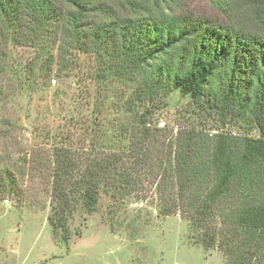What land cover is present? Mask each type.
Masks as SVG:
<instances>
[{"label":"trees","instance_id":"1","mask_svg":"<svg viewBox=\"0 0 264 264\" xmlns=\"http://www.w3.org/2000/svg\"><path fill=\"white\" fill-rule=\"evenodd\" d=\"M142 1L0 0L1 74L11 71V50L36 52L15 73L31 96L36 80L49 78L54 52L60 72L70 54L91 56L108 101L96 100L89 123L72 115L54 135L52 234L69 240L74 213L91 215L105 198L112 215L145 181L155 186L157 214L180 213L193 245L218 250L228 264H264V0H249L253 25L238 19L236 0H206L225 20ZM171 93L205 122L242 124L254 135L211 134L216 128L200 123L158 129L150 108ZM16 187L0 168V196Z\"/></svg>","mask_w":264,"mask_h":264},{"label":"rangeland","instance_id":"2","mask_svg":"<svg viewBox=\"0 0 264 264\" xmlns=\"http://www.w3.org/2000/svg\"><path fill=\"white\" fill-rule=\"evenodd\" d=\"M141 4L149 8L157 4L178 15L225 20L206 0H143ZM249 4V0H236V11L238 19L253 25L255 10ZM35 54L11 50L7 64L11 71L0 73V168L14 174L17 186L0 196V264H228L218 250L205 251L187 239L188 224L180 213L159 216L155 186L145 181L116 206L114 214L107 215L110 202L102 198L95 213H74L68 225L69 240L54 237L47 221L51 151L58 141L54 135L61 133L72 115L89 123L97 115L96 100L97 104L108 101L95 79L93 57L70 54L67 67L60 72L55 52L49 78L36 80L35 92L27 96L15 73ZM150 111L155 126L171 129L173 134L200 123L205 131L216 128L211 134L254 135L242 124L229 122L221 129L215 117L205 122L190 113L187 99L177 93ZM159 121L162 127L157 126ZM82 123L87 135L91 127Z\"/></svg>","mask_w":264,"mask_h":264},{"label":"built area","instance_id":"3","mask_svg":"<svg viewBox=\"0 0 264 264\" xmlns=\"http://www.w3.org/2000/svg\"><path fill=\"white\" fill-rule=\"evenodd\" d=\"M52 82H54V81H52ZM157 126L158 127H162L163 126V122L162 121L157 122ZM6 202H8V201H6Z\"/></svg>","mask_w":264,"mask_h":264}]
</instances>
